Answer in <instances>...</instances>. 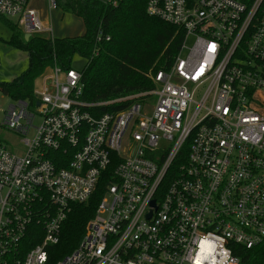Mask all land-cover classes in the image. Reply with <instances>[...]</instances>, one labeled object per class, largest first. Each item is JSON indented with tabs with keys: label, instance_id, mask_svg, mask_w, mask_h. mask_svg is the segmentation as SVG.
<instances>
[{
	"label": "built area",
	"instance_id": "1",
	"mask_svg": "<svg viewBox=\"0 0 264 264\" xmlns=\"http://www.w3.org/2000/svg\"><path fill=\"white\" fill-rule=\"evenodd\" d=\"M56 8L0 0V15L52 39ZM146 9L185 32L154 88L88 102L82 69L54 64L34 104L4 110L0 134L22 147L0 138V264H241L239 247L264 242V0ZM101 185L79 245L53 262L73 205Z\"/></svg>",
	"mask_w": 264,
	"mask_h": 264
},
{
	"label": "trees",
	"instance_id": "2",
	"mask_svg": "<svg viewBox=\"0 0 264 264\" xmlns=\"http://www.w3.org/2000/svg\"><path fill=\"white\" fill-rule=\"evenodd\" d=\"M58 7L82 17L83 35L51 38L34 34L26 40L18 23L2 15L10 29V45L29 53V68L10 82H1L0 91L15 100L34 104V82L48 66L72 69L75 55L86 59L82 69L83 95L88 102L101 103L154 88L153 76L173 65L185 32L147 12L148 0H57ZM118 104L103 106L114 110ZM100 189L84 203L73 205L64 224L60 242L52 246L55 262L71 253L80 243L88 221L94 216L104 194ZM241 264H264V242L251 249L239 247Z\"/></svg>",
	"mask_w": 264,
	"mask_h": 264
},
{
	"label": "rangeland",
	"instance_id": "3",
	"mask_svg": "<svg viewBox=\"0 0 264 264\" xmlns=\"http://www.w3.org/2000/svg\"><path fill=\"white\" fill-rule=\"evenodd\" d=\"M44 12L48 15L53 25L54 36L56 37L61 38L66 36L80 35L85 32V23L82 17L77 16L74 13L65 12L60 7L54 9L51 12L44 9ZM11 20L17 23L16 18ZM10 35V29L6 27L5 23L3 22V18H0V83L13 81L15 78L21 76L30 65L29 53L23 49L10 45L7 42L10 38ZM189 44H191V41H189ZM86 63L87 61L85 58L75 55L72 62V67L74 69L80 70L85 67ZM155 99L156 97H154L153 101H155ZM15 103V99L4 95L0 91V122L4 114V110ZM39 121L40 119L37 117L35 124H38ZM0 138L7 141L11 150L22 147V144L19 142L21 136L15 137L10 131H1Z\"/></svg>",
	"mask_w": 264,
	"mask_h": 264
},
{
	"label": "crops",
	"instance_id": "4",
	"mask_svg": "<svg viewBox=\"0 0 264 264\" xmlns=\"http://www.w3.org/2000/svg\"><path fill=\"white\" fill-rule=\"evenodd\" d=\"M45 16H46L45 20H49L48 15L45 14ZM19 27H20V26H19ZM20 29H21V28H20ZM21 30H22V29H21ZM22 31H23V30H22ZM85 31H86V27H85ZM23 33H24L25 35L27 34V33H25L24 31H23ZM84 33H85V32H84ZM84 33H83V34H84ZM83 34H80V35H83ZM73 36H79V35H73ZM55 37H56V36H55ZM66 37H72V36H66ZM58 38H60V37H58ZM61 38H64V37H61ZM46 69H47V68H46ZM46 69H45V71H46ZM43 73H44V72H43ZM43 73H42V74H43ZM42 74H41V75H42ZM41 75H40V76H41ZM40 76H39L38 78L35 79V82H34V89H35L36 82L39 80Z\"/></svg>",
	"mask_w": 264,
	"mask_h": 264
},
{
	"label": "water",
	"instance_id": "5",
	"mask_svg": "<svg viewBox=\"0 0 264 264\" xmlns=\"http://www.w3.org/2000/svg\"><path fill=\"white\" fill-rule=\"evenodd\" d=\"M31 37V34L27 33L25 35L26 40H28ZM37 105H40V102H37Z\"/></svg>",
	"mask_w": 264,
	"mask_h": 264
}]
</instances>
